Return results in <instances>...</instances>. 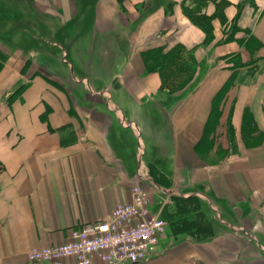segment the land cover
Returning a JSON list of instances; mask_svg holds the SVG:
<instances>
[{
    "label": "crops",
    "instance_id": "0c3cea01",
    "mask_svg": "<svg viewBox=\"0 0 264 264\" xmlns=\"http://www.w3.org/2000/svg\"><path fill=\"white\" fill-rule=\"evenodd\" d=\"M0 53V264L136 185L145 264H264V0H0Z\"/></svg>",
    "mask_w": 264,
    "mask_h": 264
},
{
    "label": "built area",
    "instance_id": "2783aa9c",
    "mask_svg": "<svg viewBox=\"0 0 264 264\" xmlns=\"http://www.w3.org/2000/svg\"><path fill=\"white\" fill-rule=\"evenodd\" d=\"M137 176L148 179L139 163ZM148 192L139 185L131 190V201L117 205L105 220L70 231L60 245L33 249L29 261L36 264H145L157 253L167 222L151 210ZM237 233L245 234L243 229Z\"/></svg>",
    "mask_w": 264,
    "mask_h": 264
},
{
    "label": "trees",
    "instance_id": "16d2710c",
    "mask_svg": "<svg viewBox=\"0 0 264 264\" xmlns=\"http://www.w3.org/2000/svg\"><path fill=\"white\" fill-rule=\"evenodd\" d=\"M194 21H196V20H194ZM197 22V21H196ZM199 25H201V27H203V28H205V25L204 24H202V23H199V22H197ZM5 61V55L4 54H2V53H0V68H1V66H2V64H3V62Z\"/></svg>",
    "mask_w": 264,
    "mask_h": 264
}]
</instances>
